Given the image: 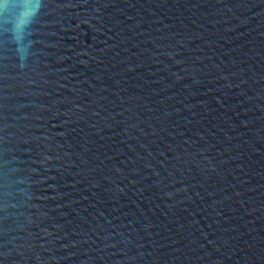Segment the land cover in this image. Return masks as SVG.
Returning <instances> with one entry per match:
<instances>
[{
	"label": "water",
	"instance_id": "water-1",
	"mask_svg": "<svg viewBox=\"0 0 264 264\" xmlns=\"http://www.w3.org/2000/svg\"><path fill=\"white\" fill-rule=\"evenodd\" d=\"M0 264H264V0H0Z\"/></svg>",
	"mask_w": 264,
	"mask_h": 264
}]
</instances>
